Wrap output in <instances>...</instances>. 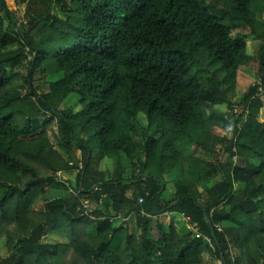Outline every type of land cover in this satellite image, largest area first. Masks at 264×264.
Masks as SVG:
<instances>
[{
	"label": "trees",
	"instance_id": "obj_1",
	"mask_svg": "<svg viewBox=\"0 0 264 264\" xmlns=\"http://www.w3.org/2000/svg\"><path fill=\"white\" fill-rule=\"evenodd\" d=\"M263 98L264 0H0V264H264Z\"/></svg>",
	"mask_w": 264,
	"mask_h": 264
},
{
	"label": "rangeland",
	"instance_id": "obj_2",
	"mask_svg": "<svg viewBox=\"0 0 264 264\" xmlns=\"http://www.w3.org/2000/svg\"><path fill=\"white\" fill-rule=\"evenodd\" d=\"M261 47H262V43L260 41H258V40L253 39V38L249 39L248 42H247L248 53L250 55H252L253 57L255 56V58L257 57L258 51L261 49ZM258 68H259L258 61H257V59H255V61H254V63H253L251 68L241 69L240 70V72L238 73V76H237L236 87H235V95L232 98V101L234 103L240 102L241 98H242V94L248 88H250V87H252V86H254V85H256L258 83V80H259ZM43 91H48L47 87H43L41 92H43ZM262 101H263V104H264V98H263ZM76 102H77V98L71 97L70 99H68L67 103L63 105V107L74 105ZM223 112L224 113H228V110L226 109ZM50 138H51V141L54 144L55 149H58L59 148L58 144H57V142L55 140V137H54V134L52 132L50 133ZM196 155H198V156H203L204 155L205 156L206 154L204 153V151L199 150L196 153ZM214 157L215 156L211 155V154L208 156L209 160H211V161H214ZM100 169L102 171H108L109 173L112 174L114 166H113V163L111 161L109 162V164L108 163L106 164V162H102ZM76 173H77L76 171L72 172V173L71 172L62 173V175L60 177V181H64V182H68V183L70 181L71 184L75 183V181H76ZM111 174H110V176H111ZM129 175H130V171L127 169L126 173H125V176L128 178V177H130ZM213 183H215V179H209V181L207 183H205V185H211ZM173 187H174V182H171L169 180V182H168V190L164 194V199L170 200V199H172L174 197ZM237 188H239V186H237ZM69 191H70V189L69 190H67V189L65 190L64 188L58 187V188H55V189L51 190L49 193H47L45 195V197H46L45 199H55L58 196H65V195L68 194ZM44 203H45V201L42 198L40 201L37 202L36 207L39 209V208L43 207ZM179 221H180L179 222L180 226L183 227V229H184L185 225H186V222H184V220L181 219V218H180ZM121 222L122 221L118 220L116 222V224H120ZM131 223L134 224V222H131ZM131 223L129 222L130 225H128L129 232L131 234H136L137 231L134 232L135 229L133 230V228L131 227ZM133 224H132V226H133ZM45 242H47L49 244H52V245H54V244H62V243L66 242V239L64 237H62V236L51 234V235H49L48 237L45 238ZM0 254L3 257L7 256V249H6L4 241L0 242ZM207 264H222V262H221V260L217 261L216 259L211 260L209 258L207 260Z\"/></svg>",
	"mask_w": 264,
	"mask_h": 264
},
{
	"label": "crops",
	"instance_id": "obj_3",
	"mask_svg": "<svg viewBox=\"0 0 264 264\" xmlns=\"http://www.w3.org/2000/svg\"><path fill=\"white\" fill-rule=\"evenodd\" d=\"M103 162H106V164H107V163L109 164L110 161H109V160H105V161H103ZM129 222H130V223H131V222H134V224L131 223V227L133 228V230L135 229L134 232H136V231H137L136 216L133 215V216L130 218ZM132 224H133V226H132ZM129 225H130V224H129Z\"/></svg>",
	"mask_w": 264,
	"mask_h": 264
},
{
	"label": "built area",
	"instance_id": "obj_4",
	"mask_svg": "<svg viewBox=\"0 0 264 264\" xmlns=\"http://www.w3.org/2000/svg\"><path fill=\"white\" fill-rule=\"evenodd\" d=\"M70 192H71V193H75V194H77V193H78V192H75V191H74V190H72V189L70 190Z\"/></svg>",
	"mask_w": 264,
	"mask_h": 264
}]
</instances>
